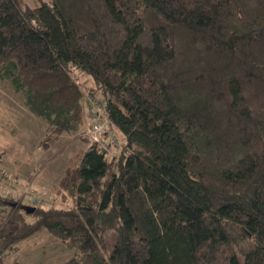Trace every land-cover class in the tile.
Wrapping results in <instances>:
<instances>
[{
	"label": "trees",
	"instance_id": "trees-1",
	"mask_svg": "<svg viewBox=\"0 0 264 264\" xmlns=\"http://www.w3.org/2000/svg\"><path fill=\"white\" fill-rule=\"evenodd\" d=\"M81 75L119 154L83 131ZM2 80L43 148L86 147L62 206L0 189V264L42 231L72 249L63 264H264V0H0Z\"/></svg>",
	"mask_w": 264,
	"mask_h": 264
},
{
	"label": "rangeland",
	"instance_id": "rangeland-1",
	"mask_svg": "<svg viewBox=\"0 0 264 264\" xmlns=\"http://www.w3.org/2000/svg\"><path fill=\"white\" fill-rule=\"evenodd\" d=\"M24 3L35 4V0H24ZM80 79L91 100L100 98L105 103L104 95L89 91L91 80L87 75H81ZM89 108L85 107L87 118L84 132L89 125ZM110 127L107 126L106 139L120 141L115 151V154H119L125 138L118 128ZM46 128L44 122L28 111L22 94L15 91L8 80L0 81V189L3 193L23 194V203L27 206L35 204L49 208L51 204L64 205L58 197V181L64 175L65 168L75 162L77 152L86 147L79 137L63 134L50 148L45 149L42 138ZM27 218L33 221L35 216L29 213ZM107 235L112 238L116 231L110 230ZM71 252L72 249L57 236L42 231L27 238L18 249L12 251L7 264H63Z\"/></svg>",
	"mask_w": 264,
	"mask_h": 264
},
{
	"label": "built area",
	"instance_id": "built-area-1",
	"mask_svg": "<svg viewBox=\"0 0 264 264\" xmlns=\"http://www.w3.org/2000/svg\"><path fill=\"white\" fill-rule=\"evenodd\" d=\"M90 106V108H89ZM104 101L100 98L92 99L88 105L89 114V125L87 128V133L91 137L92 141L97 142L103 151H106L109 155L115 154L117 146H120V141L117 140L112 142L107 137V126H114L109 120L105 109Z\"/></svg>",
	"mask_w": 264,
	"mask_h": 264
},
{
	"label": "water",
	"instance_id": "water-1",
	"mask_svg": "<svg viewBox=\"0 0 264 264\" xmlns=\"http://www.w3.org/2000/svg\"><path fill=\"white\" fill-rule=\"evenodd\" d=\"M31 210H33V209H31Z\"/></svg>",
	"mask_w": 264,
	"mask_h": 264
}]
</instances>
